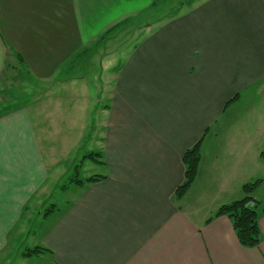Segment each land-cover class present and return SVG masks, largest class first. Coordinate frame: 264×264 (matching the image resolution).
<instances>
[{
  "label": "crops",
  "instance_id": "1",
  "mask_svg": "<svg viewBox=\"0 0 264 264\" xmlns=\"http://www.w3.org/2000/svg\"><path fill=\"white\" fill-rule=\"evenodd\" d=\"M168 2L0 0V77L25 65L39 84L49 81L48 89L66 85L65 95L53 90L48 105H35L34 119L18 105L0 114V264H264V216L253 249L238 243L227 217L213 218L242 198L241 187L253 179L245 177L248 164L264 163V142L243 130L227 137L226 113L248 112L254 103L248 96L258 102L264 91V0H177L124 58L113 55L123 35L100 40ZM91 46L100 67L96 100L87 75L69 77L65 69L86 61ZM79 109L96 114L90 132L88 122L75 124ZM44 110L60 112L59 125L66 119V128H79L66 144L71 168H58L53 145L43 149ZM93 141L97 146L77 157ZM199 141L197 176L176 200L182 156ZM94 153L100 163L82 160ZM78 164L79 180L100 179L62 192L60 180ZM57 190L65 199L49 205L53 211L43 219ZM251 197L264 204V196ZM34 247L46 252L22 256Z\"/></svg>",
  "mask_w": 264,
  "mask_h": 264
},
{
  "label": "rangeland",
  "instance_id": "2",
  "mask_svg": "<svg viewBox=\"0 0 264 264\" xmlns=\"http://www.w3.org/2000/svg\"><path fill=\"white\" fill-rule=\"evenodd\" d=\"M174 7H177V0H169L168 4L165 6L162 3H157V6L152 11L150 10L147 14H144L132 20L133 24H136V26H134L133 28L130 27L132 29L130 28L127 29L126 25H123L121 29L113 31L109 35H107L106 37H109L111 35L112 36L116 35L118 37L117 39L121 38L120 35L124 36L123 40L125 43H122L121 49L116 51L113 55H117L118 57L124 58L126 51L129 50L127 46L136 44V41H138L139 39L145 36V34L147 33L146 30L149 28V23H155L156 21H158V19L165 18L166 17L165 15L171 13ZM125 22H123L122 24H126ZM94 51H95V47L91 46L89 52L83 55V56H86L85 58L86 61H87V58L89 57L88 59L90 61L88 63H86L85 60H82L80 63L71 62L69 65L65 66V69H68L69 77L76 78L81 75H87V81L91 85V89H90L91 96L94 100H96L97 97H96V93H94L93 91L94 88H92V84L96 83V77H94V75L96 72H99L100 67L98 63L95 62V57H92V56H95ZM35 78H36L35 74L32 73L30 70H28V68L25 65H16L14 70L13 69L8 70L1 75L0 77V114L18 105L20 107L27 108L30 116L34 119L33 109L35 105L37 103H43V105L47 103L48 105L49 98H50L49 92H52L53 90H55L54 92L64 94V95L66 94V87H65L66 85L57 84L56 86L48 89L49 81L42 82V85H41L39 84L38 80H36ZM51 83L52 82H50V84ZM41 87H43L42 90H41ZM46 88L47 90H45ZM259 95L260 97L257 99L258 102L256 101V99H254L253 95L248 96L249 102L251 103L254 102L251 108L250 107L248 108L249 109L248 112H246L245 110H238V109L235 111V108L233 107L232 109L229 108L230 110L228 109V111H226V113L230 115L231 117L230 121L227 118V121L229 122L228 124L230 125L232 124V129L229 132L227 131V137H233L235 136V133L238 130L240 131L243 130L239 132V134H242L244 136L245 135L249 136V138L252 137V139H255V142L258 140L259 141L261 140L262 142H264V126L262 127V125L264 124V114L260 113L264 107L263 105L264 104V96H263L264 91L262 90V92L259 93ZM261 99H262V102L260 103L259 101ZM250 109H253L252 111H254L255 113L252 114ZM40 113L43 116L42 122L43 123L45 122L46 124V126L41 129L42 132L40 134L43 149L46 150V148L49 145L50 146L53 145L55 156L58 162V168L63 169L64 167H69L70 165L69 163L71 161H68L69 154L65 153V151L67 148L66 146L67 142H71L73 141V139L72 140L68 139V137L74 138V140H76L79 134L78 125L83 122L89 123L87 125L88 126L87 132H90V128L92 127V125L97 124L96 122H94L95 121L94 115L96 114L92 116V113H84L83 114L84 117H83L82 112L79 109L78 111L75 112L77 115V119H74L75 124L78 127L77 126L74 127V125L72 126L70 124V128H66V125H67L66 119L64 120L63 125H59L57 122L58 118L56 115L59 116L60 112H57L55 116H51L50 112L45 111V110ZM245 113H247L249 117L250 115H252L249 119L253 120V122L245 118L247 117ZM258 114L262 117L258 118L257 117ZM76 115H74V117ZM257 118L259 122H261V128H259L260 126H257ZM240 120H242L244 123H241ZM211 131L212 130H210V133ZM88 134L91 136V133H86L85 135H88ZM212 135L213 134H211V136ZM97 136H98V132H95L94 134H92V138H96ZM90 144L91 146H89V148L86 147V148H83L82 150H79V152H77V157H81L82 155H84L86 151L87 152L92 151V149L95 148L93 145L97 146L94 141L91 142ZM208 146L210 147L209 144ZM76 148H78V146L75 147V149ZM76 151L77 150H75V152ZM209 154H210V151H209ZM220 157L222 160V155ZM261 160H264V158H261ZM50 164H51L50 161L47 160L48 167H50ZM71 167L72 165L69 168ZM248 174H250V179L253 178L250 182H254L256 180L260 181L259 183L260 187L259 188L257 187L258 188L257 192L254 195L252 193L251 196H257V198H262V196H264V163L260 161L259 167H257V165L252 166L248 164L245 177H247ZM81 175L84 176L83 173ZM64 181H66V176L60 180L59 185H61ZM64 199H65L64 193H61L59 190L53 191L51 198L47 201V204L45 205V208L42 210V212L51 204L60 206L61 205L60 203H62ZM42 212H41V216H42ZM41 221H42L41 217H38L36 219L35 224H30L29 225L31 227L30 232L33 231L34 229H37ZM28 241L29 240H26V243Z\"/></svg>",
  "mask_w": 264,
  "mask_h": 264
},
{
  "label": "trees",
  "instance_id": "3",
  "mask_svg": "<svg viewBox=\"0 0 264 264\" xmlns=\"http://www.w3.org/2000/svg\"><path fill=\"white\" fill-rule=\"evenodd\" d=\"M112 31L109 30L105 35H103L100 40L104 38ZM99 40V41H100ZM5 112V111H4ZM2 112L1 114H3ZM99 153L88 154L83 157L82 160H91L97 163ZM261 158H264V152L260 154ZM200 141L193 145L191 148L186 150L182 156V164L184 167V178L181 185L175 190L174 199L180 200L185 193L189 190L192 184L195 181L197 176L198 166L200 162ZM79 164L76 165L73 169V174L68 178L60 187V190L64 192L69 186H79L84 183H91L98 181L100 178L90 177L85 180L78 179V169ZM260 181L256 180L244 184L241 187L242 198L236 201H233L229 204L222 205L214 213L213 218L215 217H227L231 223L232 229L235 233L238 243L244 248H257L261 242V231L259 227V217L264 216V204L254 200L251 197L252 192L257 188ZM53 206L47 207L42 212V217L47 218L49 214L53 211ZM212 218V217H211ZM210 218L207 220L209 221ZM46 250L34 247L32 249L26 248L22 252V256L26 258L35 257L40 254L45 253Z\"/></svg>",
  "mask_w": 264,
  "mask_h": 264
}]
</instances>
